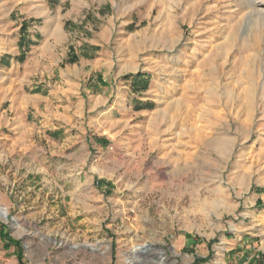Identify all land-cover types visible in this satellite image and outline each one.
I'll return each instance as SVG.
<instances>
[{"label":"rangeland","instance_id":"obj_1","mask_svg":"<svg viewBox=\"0 0 264 264\" xmlns=\"http://www.w3.org/2000/svg\"><path fill=\"white\" fill-rule=\"evenodd\" d=\"M55 11L71 64L98 38L111 64L65 136L23 99L57 72L1 65ZM0 264H264V0H0Z\"/></svg>","mask_w":264,"mask_h":264},{"label":"crops","instance_id":"obj_2","mask_svg":"<svg viewBox=\"0 0 264 264\" xmlns=\"http://www.w3.org/2000/svg\"><path fill=\"white\" fill-rule=\"evenodd\" d=\"M61 13L62 12L59 13L55 11V13L45 16L43 20L45 28L43 30H40L39 32L36 30L32 32L31 30H28L22 34L23 42H21V46L22 43L23 46L27 44V41H31L35 44L37 36L39 38H44L46 41L43 46L44 50L39 54H36L34 63L29 65L28 58L31 54L30 52L25 59L20 58V56H17L16 59L6 56L2 59L1 65L4 67L10 66L9 68L15 69L19 65V73L17 74L16 80L21 79L20 83L28 81L30 78L34 77V75L37 76L40 73L44 76L46 75V77H49L50 74L57 72L56 77L58 79L50 88H47L49 87V83L43 84L47 83L46 79L35 81L34 88H40L41 86L43 89L41 92L34 93L30 97L24 96L23 99L27 106H34L36 109L34 110V113H36V116L40 117V130H43L44 132L49 131L52 135H60L62 132L61 129H64L66 130L63 134L65 136V132L69 130L68 128L73 130L74 127H77L74 123H81V116L84 117L86 113L90 114L91 112L93 113L95 111L93 109L90 110V106L95 107L109 101V99L105 101L103 98V96H107L110 93V87L108 86L104 88L102 87L100 92H97L96 95H93L91 98L83 99L81 83L84 79H89L91 75H94L96 78L98 74L102 73L101 71L103 69L109 72V76L111 73L109 70L111 64L109 63L107 57L103 54L104 49L101 48V45L102 47L104 45L101 43V41H99L101 39L98 38L96 41H94V39H90L84 42V45L80 47L81 49H79L77 53V63H70L67 64V67L64 69H58L61 63L68 60V58L73 57L72 53H76L74 46L72 52H70V49L66 48L65 46V41L68 40V38H66V33L64 32L65 18ZM34 33H36V36ZM22 35H20V37H22ZM63 46H65L64 52L57 53L59 51L58 49ZM14 48H16V46ZM18 51L20 52L19 46ZM12 59H15L16 61ZM122 74L123 72L119 70L116 77H119ZM106 78L107 77L104 75V82H107ZM146 79V76H140L138 79L139 82H137L140 85H144L145 87L147 83ZM44 88L47 89L45 90ZM115 94L116 95L114 96H117V91ZM108 96L112 97V95ZM149 104L150 103L140 102L137 100L136 107L139 109L137 110L138 113L145 115L150 112L152 108L149 107ZM19 111L21 112V110ZM114 111L116 110H112V112ZM11 119L8 120V123H13L12 127L19 128L22 126L20 124L24 123L21 121L22 118H19V120L18 118Z\"/></svg>","mask_w":264,"mask_h":264},{"label":"bare ground","instance_id":"obj_3","mask_svg":"<svg viewBox=\"0 0 264 264\" xmlns=\"http://www.w3.org/2000/svg\"><path fill=\"white\" fill-rule=\"evenodd\" d=\"M249 95H250V92L248 91L244 94V96H246L247 98H249Z\"/></svg>","mask_w":264,"mask_h":264},{"label":"trees","instance_id":"obj_4","mask_svg":"<svg viewBox=\"0 0 264 264\" xmlns=\"http://www.w3.org/2000/svg\"><path fill=\"white\" fill-rule=\"evenodd\" d=\"M74 61V59L73 58H69V60H68V62H73ZM3 235L5 236V234L3 233Z\"/></svg>","mask_w":264,"mask_h":264}]
</instances>
